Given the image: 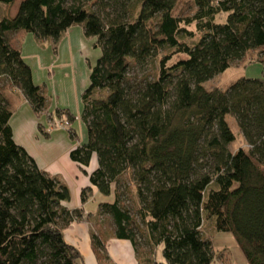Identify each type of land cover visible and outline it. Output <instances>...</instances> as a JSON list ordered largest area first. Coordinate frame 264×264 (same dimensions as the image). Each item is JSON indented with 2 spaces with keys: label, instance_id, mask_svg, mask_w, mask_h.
Returning a JSON list of instances; mask_svg holds the SVG:
<instances>
[{
  "label": "trees",
  "instance_id": "obj_1",
  "mask_svg": "<svg viewBox=\"0 0 264 264\" xmlns=\"http://www.w3.org/2000/svg\"><path fill=\"white\" fill-rule=\"evenodd\" d=\"M179 1L99 0L96 12L84 0H23L13 18L0 17V264L80 260L63 231L83 211L63 206L68 186L37 166L10 126L15 97L50 127L65 121L73 141L74 116L49 112L43 88L7 38L21 31L56 44L73 26L96 40L100 56L81 96L87 140L69 157L83 171L95 155L89 181L101 195L114 194L113 204L99 205L113 235L138 253L135 221L121 201L134 195L153 256L144 264H214V242L202 231L208 220L233 236L246 264H264V78L204 87L253 50L264 68V0H192L188 16L175 14ZM192 25L199 38L189 44ZM229 117L247 145L234 152ZM91 193L83 189L81 202ZM91 241L99 264H110L105 241L95 233ZM158 246L163 262L154 258Z\"/></svg>",
  "mask_w": 264,
  "mask_h": 264
},
{
  "label": "crops",
  "instance_id": "obj_2",
  "mask_svg": "<svg viewBox=\"0 0 264 264\" xmlns=\"http://www.w3.org/2000/svg\"><path fill=\"white\" fill-rule=\"evenodd\" d=\"M3 16L1 13L0 17ZM7 38L21 50L23 60L32 70L34 84L43 88L48 98L49 112H70L74 116V127L82 132L81 96L89 84L90 66L100 56L96 59V40L87 38L81 26L69 28L56 44L50 39L38 41L33 34L21 31L11 32ZM12 103L14 112L10 126L14 142L28 152L40 169L57 176L68 186L71 198L63 206L70 211H83L84 218L72 222L63 231L65 241L80 254L77 264H99L92 250V233L105 241L110 264H144L146 258H153L151 255L137 253L129 240L116 238L113 226L105 225L104 217L99 215V205L113 204L115 197L114 194L101 195L90 184L89 175L97 168L95 155L89 166L82 171L69 157L70 151L77 144L70 139L65 128L50 129L48 117L42 115L37 118L21 97L13 98ZM59 120L65 119L61 117ZM40 126L48 137L40 133ZM86 188H91V198L82 203L81 192Z\"/></svg>",
  "mask_w": 264,
  "mask_h": 264
},
{
  "label": "rangeland",
  "instance_id": "obj_3",
  "mask_svg": "<svg viewBox=\"0 0 264 264\" xmlns=\"http://www.w3.org/2000/svg\"><path fill=\"white\" fill-rule=\"evenodd\" d=\"M22 1L23 0H13L11 4L0 3V14L1 13L4 14V16H7V18H13L16 15L19 5L21 4ZM191 1L192 0H180L175 10V14L179 16L190 15V13L192 12ZM84 2L88 5H91L94 11L100 12L99 0H84ZM134 3L135 5H137L138 3L137 0H133V4ZM187 30L195 33L192 40L188 38L185 40V42L191 44L193 40H196L199 38V34L196 32L194 25L187 28ZM95 54H97L96 55V59H97L98 56L100 55L99 48H96ZM180 58H184V57L175 56L173 58V61H176ZM259 58H261V55L258 50H253V51L248 52L241 61L234 62L230 66V68H228L226 71L216 75L214 78L206 82L204 84V87L208 90L216 88V87L223 88L224 86L232 84L233 82H235L236 80L242 77H263L264 78V68L262 64L259 63L258 61ZM227 121L230 125L232 132L235 135V141L229 146L230 151L234 152L240 147L245 148L247 145L243 137L241 136L239 129L237 128L234 118L229 117ZM58 125H60V123H58ZM58 125L55 123L51 127L49 126V128L53 130V129L58 128L57 127ZM61 125H62L61 127L67 130V123L65 121L61 122ZM82 129H83L82 132L76 129L77 138L75 139L74 142H77L79 144H84L87 140L84 126ZM90 198H91V195L88 196L87 194L86 202L89 201ZM121 201L123 205L127 207L128 211L132 213V216L135 221V225H136V229L134 230L135 231V244H136V249L138 253L147 254V255L152 254L147 244V237L145 236L144 227L141 225L139 219L136 217L134 213L135 205H136L135 196L133 195V196L127 197V195H124L121 197ZM101 216L104 217L103 222L105 223V225L110 224L112 226V221L109 218V216H107L106 214H101ZM202 231L205 236H211L214 242V264H245L246 263L242 253L236 246V242L233 236L230 233L217 232L212 227L211 220H208L204 223ZM155 257H156V260H158L159 262H163L161 247L156 248Z\"/></svg>",
  "mask_w": 264,
  "mask_h": 264
},
{
  "label": "built area",
  "instance_id": "obj_4",
  "mask_svg": "<svg viewBox=\"0 0 264 264\" xmlns=\"http://www.w3.org/2000/svg\"><path fill=\"white\" fill-rule=\"evenodd\" d=\"M62 125H61V123H60V125H58L57 127H61Z\"/></svg>",
  "mask_w": 264,
  "mask_h": 264
}]
</instances>
